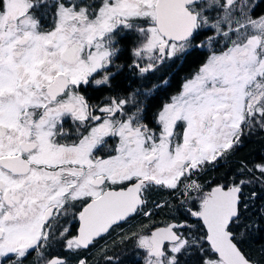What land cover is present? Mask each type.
Segmentation results:
<instances>
[{
	"label": "snow or ice",
	"instance_id": "6c2138e0",
	"mask_svg": "<svg viewBox=\"0 0 264 264\" xmlns=\"http://www.w3.org/2000/svg\"><path fill=\"white\" fill-rule=\"evenodd\" d=\"M253 140L264 0H0V264H264Z\"/></svg>",
	"mask_w": 264,
	"mask_h": 264
},
{
	"label": "flooded vegetation",
	"instance_id": "af4514ba",
	"mask_svg": "<svg viewBox=\"0 0 264 264\" xmlns=\"http://www.w3.org/2000/svg\"><path fill=\"white\" fill-rule=\"evenodd\" d=\"M191 71H192V68L189 65L185 64L184 66L166 68L163 70V72H158L156 74V76L159 77L160 75H163L166 73L167 76H169L171 78V80H170L171 87H170L168 92H160L158 94V96L151 101L150 107L152 108L153 111L155 110V107H157L159 105V103H161L164 99L167 98V95L170 92H175L176 90L179 89L181 81ZM157 82L158 81L156 79L147 81V83H149V84H153V83H157ZM140 223H141V219L138 218L137 220L130 222V224L125 225L124 231H126V232L134 231ZM112 239H116V234H113ZM109 246L111 247V245H109ZM115 252H116V254H119L120 252H122V249L117 247L115 249ZM92 255L95 259H98L100 261V264H104V261L99 257V253L97 252L96 249L93 250Z\"/></svg>",
	"mask_w": 264,
	"mask_h": 264
},
{
	"label": "trees",
	"instance_id": "16d2710c",
	"mask_svg": "<svg viewBox=\"0 0 264 264\" xmlns=\"http://www.w3.org/2000/svg\"><path fill=\"white\" fill-rule=\"evenodd\" d=\"M260 154H264V141L253 140L246 144L243 151L239 153V156H244L248 159H253L257 158Z\"/></svg>",
	"mask_w": 264,
	"mask_h": 264
}]
</instances>
